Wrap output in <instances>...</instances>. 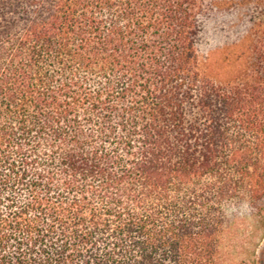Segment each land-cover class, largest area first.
Returning a JSON list of instances; mask_svg holds the SVG:
<instances>
[{"label": "trees", "instance_id": "trees-1", "mask_svg": "<svg viewBox=\"0 0 264 264\" xmlns=\"http://www.w3.org/2000/svg\"><path fill=\"white\" fill-rule=\"evenodd\" d=\"M243 204L263 239L264 0H0V264H257Z\"/></svg>", "mask_w": 264, "mask_h": 264}, {"label": "rangeland", "instance_id": "rangeland-1", "mask_svg": "<svg viewBox=\"0 0 264 264\" xmlns=\"http://www.w3.org/2000/svg\"><path fill=\"white\" fill-rule=\"evenodd\" d=\"M230 1V0H226ZM239 2V0H233ZM231 6L229 5L228 8ZM253 6L240 7L235 9H224L220 12L212 13L210 19L207 21L205 34L202 36L199 45V52L201 56H208L212 61L222 63L228 50H225L232 44H243V37L245 36L248 27V21L252 16ZM241 47H236L239 50ZM234 49V48H233ZM250 215V209L246 204L229 210V218L232 221L237 219L238 228L230 236L231 242L243 244L242 242H251L254 245H259L257 248V264H264V238L261 239L262 233L255 238H250L252 232L250 220L245 217ZM245 248V249H244ZM246 248L236 245L231 253L227 255V264H252V260L246 256Z\"/></svg>", "mask_w": 264, "mask_h": 264}]
</instances>
